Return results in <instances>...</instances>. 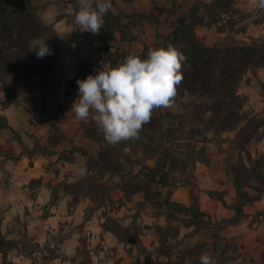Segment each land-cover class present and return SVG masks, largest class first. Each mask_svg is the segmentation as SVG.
Instances as JSON below:
<instances>
[{
    "label": "crops",
    "instance_id": "obj_1",
    "mask_svg": "<svg viewBox=\"0 0 264 264\" xmlns=\"http://www.w3.org/2000/svg\"><path fill=\"white\" fill-rule=\"evenodd\" d=\"M166 1L110 0L109 11L112 14L118 12L127 15L147 14L154 11V6H159ZM168 1L172 3V0ZM210 1L202 0L201 2L209 3ZM69 5L78 7L77 0H41L38 15L42 23L50 25L56 37L59 38L57 41L59 56L53 73L40 85L34 99L30 100L20 94L16 96V104L2 106L4 91L0 90V117L7 125V128H0V233L5 241L0 248V255H5L7 262L11 264H25L22 263V247L18 242L25 234L28 240L39 244L51 240L61 241L57 244L58 248L54 250L51 260L57 261L58 264H74L72 258L66 259V257L76 254L81 235L77 227L83 224V235L85 234L89 241H94L101 234L103 249L101 252L98 251L101 255L89 252L95 260L92 264H101L98 260L103 259L107 250H110L118 264H132L129 260L135 261L136 257L134 258L133 252L130 254L127 245L126 249L123 248L125 241L110 231L103 230L102 224L106 218H96L97 224L94 228L93 225L91 226L93 218H83L88 199L79 197L77 202H72L73 195L65 192L67 190L65 187H74L81 177L97 174L96 170L87 167V162H95L101 146L82 135L81 124L88 123L89 119L77 120L74 114L70 113L71 105L78 98L76 74L80 72V80H82L88 75L95 76L101 68L109 69V63L105 61L106 54L102 50L103 32L100 31L99 34L94 35L79 29L73 31L72 18L64 14H56L57 11L62 13V10ZM256 6L255 0H237L235 8L254 9ZM254 25L264 27V22ZM143 30V42H150L149 38L155 32V25L145 22ZM114 41L117 45L112 50L126 45L120 42L118 33L115 34ZM53 125L63 137L55 146L48 143ZM234 135L235 132H228L226 137H222L223 140L227 139L220 144V148L224 150L233 140ZM259 144L264 146V135ZM72 147L81 149L85 155L77 151L70 152ZM209 148L207 160L198 158L194 160V191L190 192L187 186L176 182V187L170 191V200L188 207L190 193H192L196 198L198 209L205 213L212 223H219L234 216V211L230 207L235 201V189L232 175L227 170L224 151L219 149V144L215 141L209 143ZM255 154L256 152H253L251 155ZM140 160L142 161L143 158ZM143 163L153 167L155 158L143 160ZM73 164L86 165L87 173L83 176L77 175L73 171ZM136 166L139 169V166ZM109 178L113 184L110 198L113 202L117 201L116 205L120 206L119 209L111 212L112 218L120 226H128L134 221L141 225L142 234H139L135 241L138 243L141 241L143 246L155 245L156 255L153 261L157 258L164 260L162 256H158L161 241L155 235V226L165 228L167 225L165 216L160 213L155 218L152 215L144 216L143 214L140 216L142 219L139 216L134 219L135 212L142 214V210L146 211L155 207L144 201L141 192L127 199L119 187L118 176L107 173L101 180L106 182ZM263 199L264 195L259 201L244 206L240 221L222 228L220 234L224 242L232 249L229 252L231 258L226 264H264ZM21 224H24L26 228L22 232L19 229ZM181 227L188 230V234L193 229L191 226L181 225ZM203 231L193 236L179 235L178 237L177 235L175 239H186V236L190 239L196 238ZM206 236L210 239V243L207 240H196L189 245L206 243L207 250L212 239L210 233H206ZM205 253L211 254L213 264H218L216 262L218 252L206 251ZM147 259L152 262L149 258ZM0 264H3L1 260Z\"/></svg>",
    "mask_w": 264,
    "mask_h": 264
},
{
    "label": "trees",
    "instance_id": "obj_2",
    "mask_svg": "<svg viewBox=\"0 0 264 264\" xmlns=\"http://www.w3.org/2000/svg\"><path fill=\"white\" fill-rule=\"evenodd\" d=\"M29 1L16 0L12 4V0H0V90L4 91L2 106L16 104V96L20 94L33 100L40 85L53 73L59 56L58 40L52 27L44 25L38 15L41 0ZM232 1H196L185 13L177 17L174 15V26L169 35H157L161 39L160 47L172 45L186 58L182 67L183 81L179 85L176 101L187 98L193 100L185 106L189 108L188 118L174 115L166 109H163L161 115L162 109H159L154 111L151 121L143 126L139 134V137L148 138L153 132L162 130L163 124H166V129L162 131L164 135L172 122H175L176 129H181L189 122L204 124L217 133L235 132L228 148L236 152V161L232 163L226 156L227 170L232 175L235 189V201L230 207L234 211L232 218L212 223L198 209L192 193L188 207L170 200V192H164L163 189L168 187L173 161L162 146L158 151L144 146L141 156L143 160L155 158L154 166L149 167L143 160H139L136 163L139 166L137 173L127 178L126 167L133 162L121 150L130 146L124 142L117 145L106 142L91 119L88 123L81 124L82 135L101 144L95 162L91 165L93 170H96L100 178L107 173L118 176L119 187L126 196L141 192L145 202L160 208L167 225L165 228L158 227V231L170 229V222L178 221L184 227L193 228L189 236L201 230L211 235L212 242L207 250L206 243H196L178 250L181 240L173 245L161 242L158 256H162L164 260L157 258L154 262H149L146 258L144 264H199V256L206 251L218 252L216 262L226 264L231 258L229 252L232 249L220 234L222 228L238 223L243 217V207L259 201L264 195V155L253 158L246 151L247 144L264 127V118H248L247 112L242 111L245 99L237 95L243 75L256 69L264 70V39H252L250 43L223 47L204 46L196 34L197 27H215L217 32H223L224 28L217 25L220 18L231 11ZM202 9L206 18L200 14ZM124 19L129 20V23L123 25ZM145 22L155 23L151 12L131 15L107 12L101 31L104 34L102 50L106 54L105 61L109 63V68H115L118 62L129 55L117 48L112 50V37L118 33L121 43L132 42L135 40L132 30L142 27ZM33 38H42L53 54L37 58L35 52L29 51L28 47ZM80 79L81 74L77 72L75 80ZM242 122H245L244 125L239 127ZM0 128H7V125L0 124ZM62 138L53 125L48 143L55 146ZM73 151L85 155L81 149L72 147L70 152ZM102 228L120 238L118 226L112 219L106 218ZM176 236L175 234L174 238ZM3 244L5 241L0 233V248Z\"/></svg>",
    "mask_w": 264,
    "mask_h": 264
},
{
    "label": "rangeland",
    "instance_id": "obj_3",
    "mask_svg": "<svg viewBox=\"0 0 264 264\" xmlns=\"http://www.w3.org/2000/svg\"><path fill=\"white\" fill-rule=\"evenodd\" d=\"M15 1L16 0H12V4H14ZM196 1L200 0H182L180 2L172 0L171 4L167 0L165 3H160L159 6H154V11H151V13L152 17L155 19V23H150L155 25V32L150 35L149 39H151V41L143 42V26L136 27L132 30L135 40L126 43V45L122 47H118V51H124V53L139 56L141 59L146 58L149 48H161V39L157 38V35H169L172 27L174 26V17L185 13ZM236 4L237 0H233L231 3V11L226 16H222L219 20L217 27H223V32H217L215 27H197L196 34L202 45H217L223 47L250 43L252 39H264V27L254 25L258 22H264V9H260L257 6L254 9H251V7L235 8ZM200 14L205 18L207 16L203 9L200 10ZM127 23H129V20L124 19L123 25ZM57 40H59V38H57ZM114 40L115 35L110 40L112 48H115L117 45ZM118 63L115 67L118 66ZM237 95L245 99L242 111L247 112V117H254L255 119L262 120L264 118V70L256 69L243 75L238 85ZM191 100L193 99L187 98L182 101H176L173 107L166 110L170 111L174 115H184L186 117L189 113V108H186L185 106L191 103ZM163 112L162 108V112L160 114L163 115ZM3 123L4 121L0 117V124ZM244 123L245 122H242L239 127H242ZM165 125L166 124H163L162 130L153 132L148 138L139 137L134 141H124V144L130 146V148L123 149L121 151L125 157H128L133 162L132 164H128L126 167L125 176L127 178L130 176L132 177L137 173L138 168L136 163L142 158L141 153L144 146L150 147L152 151H158V149L162 146L173 161V164L171 165L172 172L168 183L169 188L167 190L163 189L164 192H170L173 187L175 188L176 182L187 186L190 189V192L194 191V160L196 158L203 161L207 160V153H209L207 152V149L210 150L211 147L213 148V146L209 148V143H213V141L219 144V149L221 151L225 152V159L227 158L226 156H228V160L230 162L234 163L236 161V152L229 150L228 146L224 150L220 148V144L227 139L225 138V140H223L222 137H226L228 132L217 133L215 132V129L207 127L204 124L200 125L189 122L184 124L181 129H176L175 122H172L170 123L167 132L162 135V131H164L167 127V125ZM263 135L264 127L258 130V133L255 135L253 140L246 146V151L250 155L253 154V152H256L254 156L251 155L253 158L258 157L259 155H264V146L259 144ZM86 158H88V156ZM92 164V161L87 162V167L93 169L91 166ZM109 179L106 182H103L98 174H94L93 176H83L77 180L74 187H65V190L67 189L65 192L73 195L71 198L72 202H77L79 197L88 199V206L84 209L83 218H93V224H91V226L93 225L94 228L97 224L96 218H110L115 222L119 229L120 238L125 241L123 248L126 249L125 247L127 245V249L130 254L133 252L134 258L136 257L135 261L130 259V263L143 264L146 258H149L150 261L154 262L153 260L156 255V246H143L141 241H139V243L135 241V238H137L139 234H142L141 225H138L137 222L134 221L128 226H120L115 219L112 218L111 212L116 211V209H119L120 206L119 204L118 206L116 205L117 201L113 202L110 198V192L113 191V184H111V178ZM126 198H130V196H126ZM102 206L104 209H99ZM160 213H162L160 208L155 207L146 211L142 210V214L135 212L133 215H135L134 219L143 214L144 216L152 215L157 218ZM140 218L142 219V217ZM158 227V225L155 226V235L162 243L173 245L176 241H180L179 239L174 238L175 234L178 235V237L179 235H188V230H184L177 221L170 222V229L158 231ZM77 228L81 234L78 240L79 244L77 245V252L74 256L66 257V259L72 258L74 264H92V261L94 263L95 260L89 252L93 254H97L99 250L101 252L103 249L101 234H99V238L94 239V241H89L88 237L85 234L83 235V224L78 225ZM19 229L21 232L23 229L26 230L25 225L21 224ZM61 229L63 230L64 228ZM206 233L209 232L203 231L196 238L192 239L186 236V239H182L180 241V245L177 249L180 250L182 247L190 246L189 243L193 244L196 240H207L210 243V239L207 238ZM131 241H133V243ZM18 242L22 247V263L58 264L57 261H52L51 259L53 258L54 250L58 248L57 244H60L61 241L51 240L46 243L42 242L39 244L28 240L26 235L23 234ZM177 249L175 253H177ZM99 253L97 255H101ZM6 259L7 257L5 255H0V260L3 264H11L10 262H7ZM98 262L101 264H118L117 260L113 258L110 250H107L103 259L98 260Z\"/></svg>",
    "mask_w": 264,
    "mask_h": 264
},
{
    "label": "clouds",
    "instance_id": "obj_4",
    "mask_svg": "<svg viewBox=\"0 0 264 264\" xmlns=\"http://www.w3.org/2000/svg\"><path fill=\"white\" fill-rule=\"evenodd\" d=\"M264 9V0H255ZM78 7L67 6L56 14L72 18L73 31L99 34L104 16L111 9L110 0H77ZM72 31V32H73ZM37 58L53 52L42 38L28 43ZM184 55L174 46L149 48L146 58L129 54L115 68L100 69L95 76L77 80L78 98L70 107L77 120L91 119L106 142L117 145L139 138L143 126L159 109L173 107L178 88L183 81ZM80 176L87 173L86 165L73 164ZM199 264H213L211 254L202 253Z\"/></svg>",
    "mask_w": 264,
    "mask_h": 264
}]
</instances>
